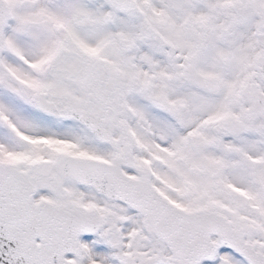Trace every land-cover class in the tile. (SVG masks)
Segmentation results:
<instances>
[{
    "label": "snow or ice",
    "instance_id": "6c2138e0",
    "mask_svg": "<svg viewBox=\"0 0 264 264\" xmlns=\"http://www.w3.org/2000/svg\"><path fill=\"white\" fill-rule=\"evenodd\" d=\"M0 264H264V0H0Z\"/></svg>",
    "mask_w": 264,
    "mask_h": 264
}]
</instances>
